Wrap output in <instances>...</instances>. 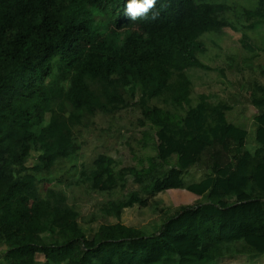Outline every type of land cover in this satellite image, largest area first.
Wrapping results in <instances>:
<instances>
[{
    "label": "trees",
    "instance_id": "trees-1",
    "mask_svg": "<svg viewBox=\"0 0 264 264\" xmlns=\"http://www.w3.org/2000/svg\"><path fill=\"white\" fill-rule=\"evenodd\" d=\"M126 3L0 0V264H212L239 241L251 251L250 264H264V85L256 84L248 98L241 80L226 99L202 93L192 103L174 79L203 65L202 35L238 28L225 16L231 7L156 0L146 18L132 21ZM259 3L245 10L254 19L250 28L264 23V0ZM241 41L264 55V45L247 33ZM156 99L164 106L151 105ZM246 103L259 109L252 148L248 130L227 116ZM131 106L143 125L150 121L157 157L177 162L103 209L121 222L126 209L146 207L162 192L178 193L180 208L155 233L127 230L95 242L101 225L81 222L63 189L42 193L39 174L79 152L80 129L99 112ZM119 164L100 154L84 182L110 193L125 188L128 175L145 182L140 169ZM196 165L207 169L206 177L185 185V171ZM142 192L151 195L142 199ZM196 197L197 205L188 203Z\"/></svg>",
    "mask_w": 264,
    "mask_h": 264
},
{
    "label": "rangeland",
    "instance_id": "rangeland-1",
    "mask_svg": "<svg viewBox=\"0 0 264 264\" xmlns=\"http://www.w3.org/2000/svg\"><path fill=\"white\" fill-rule=\"evenodd\" d=\"M213 3H225L231 7L225 16L236 25L234 29L228 27L220 31L205 33L200 37L206 49L198 53L202 66L192 68L188 77L177 74L176 87L189 90L192 103H196L199 94L205 93L213 101L226 99L229 90L238 89L241 80L244 81L243 94L250 98L256 84L264 85V55L259 51H249L243 45L241 38L247 33L253 43L264 45V23L250 28L248 25L254 19L247 20L246 9H256L260 6L259 0H207ZM163 99L154 100L151 105L164 106ZM171 107V106H169ZM259 109L251 103L237 105L235 109L227 113L228 119L236 125L246 128L249 132L247 147L252 148L257 144L255 140L256 126L255 116ZM140 110L129 107L111 114L99 112L88 126L82 127L80 132L79 152L62 161H59L51 171L39 174L42 182L40 189L45 193L51 186L63 189L68 196V203L75 205L80 213L81 222L89 218L100 227L94 235L95 242L105 238L119 236L120 232L126 235L131 230L135 235L152 234L159 230L169 215L174 214L180 205L176 202L178 193H159L146 207L135 205L125 210L121 222L114 216L108 217L103 209L110 199H120L126 193L139 190L140 187L150 185L154 180L166 172L177 162L176 156L164 163L157 157L154 147L155 140L153 129L146 121L141 123ZM100 154H107L119 160V167H135L140 169V177L144 183L139 184L134 176L128 175L125 188H117L114 192L91 190L87 182H84L83 173L93 166V161ZM207 169L203 166H193L185 171L183 181L185 185L198 182L206 177ZM48 178H57L53 183L47 182ZM185 192V191H184ZM150 193V192H149ZM142 192L139 197H150L151 193ZM194 199L190 200L188 203ZM195 203V201H193ZM125 226V227H123ZM128 228V229H127ZM126 229V231H125ZM238 242L231 243L233 247Z\"/></svg>",
    "mask_w": 264,
    "mask_h": 264
},
{
    "label": "crops",
    "instance_id": "crops-1",
    "mask_svg": "<svg viewBox=\"0 0 264 264\" xmlns=\"http://www.w3.org/2000/svg\"><path fill=\"white\" fill-rule=\"evenodd\" d=\"M193 201H195V203H193ZM193 201L191 202V205H197L200 202V199L196 197ZM238 243L239 245L233 247L230 252L226 253L212 264H250L251 261H254H250V259H248V254H250L251 251L248 250L245 243L242 241H239Z\"/></svg>",
    "mask_w": 264,
    "mask_h": 264
},
{
    "label": "clouds",
    "instance_id": "clouds-1",
    "mask_svg": "<svg viewBox=\"0 0 264 264\" xmlns=\"http://www.w3.org/2000/svg\"><path fill=\"white\" fill-rule=\"evenodd\" d=\"M156 0H127L125 15L132 21L146 18L149 9L153 8Z\"/></svg>",
    "mask_w": 264,
    "mask_h": 264
}]
</instances>
